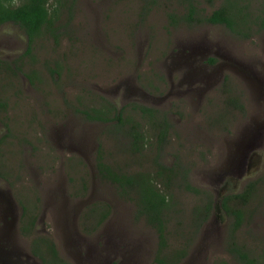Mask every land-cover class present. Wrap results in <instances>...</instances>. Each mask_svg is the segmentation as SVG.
I'll return each instance as SVG.
<instances>
[{
  "label": "rangeland",
  "instance_id": "374dc122",
  "mask_svg": "<svg viewBox=\"0 0 264 264\" xmlns=\"http://www.w3.org/2000/svg\"><path fill=\"white\" fill-rule=\"evenodd\" d=\"M223 1L194 0L201 15ZM187 8L183 0H75L60 9L58 43L43 30L29 55L23 30L0 27V212L8 214L0 261L31 255L39 236L70 264H157L156 231L137 219L135 203L104 179L98 162L125 174L153 172L163 116L171 127L162 161L182 164L199 191L179 180L171 189L179 204L169 251L187 249L179 264H241L228 250L235 217L223 206L253 184L250 202L226 207L245 214L238 243L264 254V32L242 40L224 26H189ZM104 106L109 118L126 107L132 122L89 118ZM133 125L146 138L138 153L128 137ZM58 185L55 215L49 196ZM105 203L107 219L86 234L82 216L94 221L100 210L89 208ZM13 218H34V235L19 236Z\"/></svg>",
  "mask_w": 264,
  "mask_h": 264
},
{
  "label": "trees",
  "instance_id": "16d2710c",
  "mask_svg": "<svg viewBox=\"0 0 264 264\" xmlns=\"http://www.w3.org/2000/svg\"><path fill=\"white\" fill-rule=\"evenodd\" d=\"M72 1L75 2V0H0V26L11 22L20 27L28 38L29 49L27 54L29 55L31 52L30 46L34 44L43 30L51 35L53 34L58 43V36L55 35V30L60 20V9L66 4L72 3ZM183 1L184 4H188L187 14L184 18L185 23L189 26L199 24L224 26L233 35L242 40H251L264 32V0H224L221 6L209 15H201L194 0ZM177 22L179 21L174 19V24H177ZM0 106L3 107L2 104ZM125 109L126 107L117 113L114 111L116 113L114 118L108 117L112 109L106 106L102 109H93L92 114H87H89L91 120L102 122L115 121L125 125L132 122L130 119H124L123 112ZM141 112L147 116H153L154 113H158L156 110L149 108H141ZM159 126L163 127L160 128V133L157 136L159 142L157 150H155L156 157L154 159L153 172L121 173L116 168L105 163L103 158L98 162V168L102 171L104 179L117 187L121 196H126L135 203L137 207L135 213L137 219H144L156 231L159 240L156 263L179 264L184 261L188 253L185 248L177 249L174 252L169 251V247L167 246L169 227L173 220V215L176 214L175 208L179 204L174 199L171 189L174 186H178L179 180V183H183L182 187L186 191L196 193L198 190L188 182L189 175L188 172L183 171L184 167L182 164L177 163L168 166L163 163L162 156L164 155V148L167 146L168 133L171 127L166 116H163ZM139 130L141 129H135L133 125L131 132L128 133L129 139L132 140V150L136 153L140 152L141 148H144L143 146L146 145V138ZM246 190L243 194L235 196L232 199L227 198L224 202V209L228 212H233V216L235 217V221L230 227L228 250L241 264H264V254L257 256L248 249L246 250L237 241L236 234L244 223V212L229 211L226 207V204L232 200L240 201V203L243 202L244 205L250 202V192L253 190V184ZM103 207L97 205L89 208V211L100 210V217L94 221H84L87 214L82 216L85 225L84 232L86 234L90 235L94 233L107 219L112 207L106 203ZM205 209L206 214L203 219L206 221L212 210V205L208 203V207ZM26 217V214H24V219ZM35 222L34 218L28 223L25 221L21 222V232L24 236L30 237L34 235ZM91 223L93 225L92 229L88 228V225ZM193 227H199L198 223H195ZM32 254L38 257L43 264H70L59 256L54 242L47 237H34L32 240Z\"/></svg>",
  "mask_w": 264,
  "mask_h": 264
},
{
  "label": "flooded vegetation",
  "instance_id": "af4514ba",
  "mask_svg": "<svg viewBox=\"0 0 264 264\" xmlns=\"http://www.w3.org/2000/svg\"><path fill=\"white\" fill-rule=\"evenodd\" d=\"M15 25L17 26L16 24L14 23H11V22H7L1 26H6V25ZM0 26V27H1ZM20 28V27H19ZM195 78H197V76H195ZM3 107L0 106V109H2ZM54 192H52L49 196V201L51 203H54L52 204V206H50V202H49V205L50 207H52L53 209V213L55 215L60 214L62 212V207L58 204V203H55V200H59L60 197H62V186L61 185H58V186H55L53 189H52ZM76 209L74 207H70L69 208V215L72 216L73 214L76 213ZM81 212V211H80ZM79 212V213H80ZM68 213L67 212H64L63 213V217L66 218V220L70 221V218L68 216ZM12 217H16V215L14 214ZM46 217L50 218L51 215H47ZM18 218H21L20 216H18ZM8 214L7 212L5 213V215L3 216V213L0 212V223L3 224L4 228L6 227V225L8 224ZM15 220V221H14ZM13 222L16 224V225H19V231H20V235L19 236H23L22 232H21V220L18 219L17 222H16V219L13 218ZM67 233H71V234H75L74 237L77 239L79 238L78 237V233L76 231L75 232H71L70 230L67 231ZM11 246V244H9V247ZM6 257L0 261V264H39V263H36V257L33 256L32 254L31 255H28L26 254L25 257H21L20 255H17V256H13L12 254L10 253H7V254H4ZM42 264V263H40Z\"/></svg>",
  "mask_w": 264,
  "mask_h": 264
}]
</instances>
